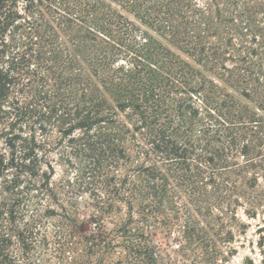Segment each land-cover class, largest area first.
<instances>
[{"label":"trees","instance_id":"16d2710c","mask_svg":"<svg viewBox=\"0 0 264 264\" xmlns=\"http://www.w3.org/2000/svg\"><path fill=\"white\" fill-rule=\"evenodd\" d=\"M254 57L264 0H0V264L223 262L264 130L201 71Z\"/></svg>","mask_w":264,"mask_h":264},{"label":"rangeland","instance_id":"374dc122","mask_svg":"<svg viewBox=\"0 0 264 264\" xmlns=\"http://www.w3.org/2000/svg\"><path fill=\"white\" fill-rule=\"evenodd\" d=\"M225 67L229 72L225 73L219 68L213 72L203 70L201 76L215 83L247 107V111L255 117L257 124L263 126L264 130V57L263 59L254 57L246 73L241 72L243 67L235 62H226ZM226 77L230 79L227 80ZM63 178V168L57 167L54 181L59 182ZM259 183L263 187V202L257 216L247 217L243 209L238 210V230H235L231 244H219L225 260L220 261L222 259L220 256L217 264H264V174L263 180L260 179ZM107 227L110 228L111 225L107 224ZM176 236L177 233L169 238L157 237L160 246L158 264H200V260H195L192 253L181 252L177 249L173 242ZM230 248L232 250L229 252ZM59 250L61 248L50 247L46 257L48 264L60 263L59 257L62 258V255ZM70 256L65 253V257Z\"/></svg>","mask_w":264,"mask_h":264}]
</instances>
